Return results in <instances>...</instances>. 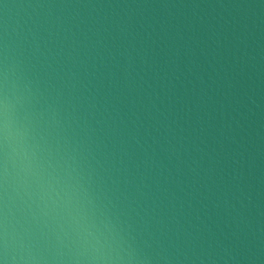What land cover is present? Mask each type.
Here are the masks:
<instances>
[{
	"label": "clouds",
	"instance_id": "clouds-1",
	"mask_svg": "<svg viewBox=\"0 0 264 264\" xmlns=\"http://www.w3.org/2000/svg\"><path fill=\"white\" fill-rule=\"evenodd\" d=\"M29 6L154 5L48 0ZM33 24L28 31L44 58L45 83L88 139L102 146L105 160L96 163L102 169L108 163L109 179L116 191L123 186L124 200L141 224L137 229L128 222L116 255L92 257L93 264H264V223L253 224V209L264 216L259 203L264 171L258 166L264 159V125L253 119L257 111L264 113V92L251 72L256 57L249 51V25L234 23L229 29L227 22L201 19L202 39L192 21L133 19L131 14L87 20L46 14ZM20 63L12 55L5 21L0 32V264H59L41 250L46 234L38 238L33 230L32 204L24 202L18 226L9 221L7 147L17 125V90L31 94L34 83L20 78ZM49 108L59 116L58 108ZM21 148L30 152L26 144ZM34 161L31 152L24 170L30 172ZM50 186L51 181L40 185L44 216Z\"/></svg>",
	"mask_w": 264,
	"mask_h": 264
},
{
	"label": "water",
	"instance_id": "water-1",
	"mask_svg": "<svg viewBox=\"0 0 264 264\" xmlns=\"http://www.w3.org/2000/svg\"><path fill=\"white\" fill-rule=\"evenodd\" d=\"M38 2L48 0L0 2V32L6 21L12 55L21 61L18 75L22 80L27 77L34 81L31 94L22 88L17 90L20 97V103L15 108L17 125L13 128L7 147L9 221L18 226L23 220L21 208L28 201L36 213L33 230L38 238L42 233L46 234V239L40 240L41 250L46 257H55L59 264H93L92 257L99 260L116 255L123 243L121 237L127 238L128 222L137 229L141 224L139 217L135 216L124 200L123 186L118 192L109 179V172L105 170L109 167L108 163H104L103 169L97 165L96 160H105L101 155L102 146L98 147L88 139L83 126H77L69 111H65L67 104L63 101L58 104L54 99L55 91L45 83L49 80V74L45 72L44 58L35 52L31 43L32 34L28 31L34 27L33 21L43 19L46 14H50L52 19L59 15L69 20H87L106 14L109 18L114 14L126 17L131 14L133 19L147 17L173 22L192 21L202 39H206V34L199 28L201 19L213 24L227 22L229 29L234 23L238 27L246 23L253 33L249 39V51L256 57V67L251 69L253 80L260 86L258 91L264 92V7L259 6L260 0H63L65 3L79 4L154 5L132 9L79 7L49 10L29 6ZM4 4L9 7L5 9ZM165 4L183 6H161ZM40 34L37 33V39ZM43 47L41 42L42 50ZM201 60L203 67L211 71L207 61ZM49 105L59 109V116L54 115ZM57 119L61 121L59 125ZM253 119L257 121V126L264 125V113L257 111ZM22 144L30 146L29 153L22 150ZM260 146L264 147V140L260 141ZM31 152L35 153V161L29 172L24 170V166ZM2 163L3 156L0 154V171ZM258 166L260 171H264V159L258 161ZM43 181H51L45 196L46 216L41 214L38 206L41 204L39 193ZM2 194L3 189H0ZM89 197L92 198L91 202ZM259 203L264 208V200ZM253 212L254 226L257 222L264 223V216L256 214V209Z\"/></svg>",
	"mask_w": 264,
	"mask_h": 264
}]
</instances>
